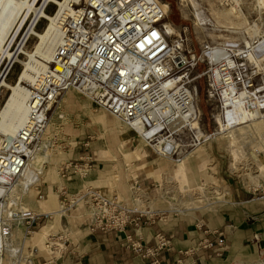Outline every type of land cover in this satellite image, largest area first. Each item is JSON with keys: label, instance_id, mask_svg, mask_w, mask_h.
Segmentation results:
<instances>
[{"label": "built area", "instance_id": "2783aa9c", "mask_svg": "<svg viewBox=\"0 0 264 264\" xmlns=\"http://www.w3.org/2000/svg\"><path fill=\"white\" fill-rule=\"evenodd\" d=\"M61 2V5L54 3L53 14L59 20L60 34L51 60L35 74L31 83L22 84L28 94L26 120L14 135L0 134V183L14 180L24 172L30 155L39 149L51 107L70 91L134 131L158 155L178 164L213 135L205 132L197 104L199 79L205 81V101L214 106L215 118L220 116L226 121V109L238 98V92L251 94L254 100L257 96L264 102L261 89L253 87L245 43L239 50V43L226 38L218 43H203L199 53L191 51L182 34L171 35L166 22L169 6L162 0ZM17 35L12 41V36L6 40L8 49ZM28 37L22 41V47ZM248 98L241 99L246 102ZM62 116L63 113L58 115ZM70 167L82 175L89 171L87 164H68L63 167L60 178L65 177ZM41 172L29 183L22 197L35 190ZM132 189L135 203H144L138 195L140 185L135 182ZM22 197L17 206L0 210V264L1 260L34 264L33 258L39 249L29 241L39 229L41 219L51 216L50 212L25 205ZM57 197H61L58 209L63 214L84 203L91 213L92 229L124 231L128 225L137 226L141 217L147 220L161 217V212L146 206H128L92 186L69 194L63 185ZM4 198L1 194L0 202ZM43 199L44 195L37 191L35 200ZM65 242L63 235L48 234L41 249L48 253V258L40 264H52L59 259ZM124 242L137 254L153 258L152 264H159L160 251L168 245L162 233L156 234V244L152 247H145L130 235ZM223 244V237L204 238L198 247L217 251Z\"/></svg>", "mask_w": 264, "mask_h": 264}, {"label": "crops", "instance_id": "0c3cea01", "mask_svg": "<svg viewBox=\"0 0 264 264\" xmlns=\"http://www.w3.org/2000/svg\"><path fill=\"white\" fill-rule=\"evenodd\" d=\"M84 109L63 113L69 119L62 124L63 153L47 161L35 190L25 199L34 209L54 216L51 222L39 228L47 217L41 219L34 233L39 234L37 238L45 236L46 239L53 229L62 226L63 213L58 209L61 197L57 194L63 185L69 194L92 186L128 206H146L161 213L168 208L167 200L156 187V177L170 171L171 162L178 163L158 155L134 131L126 126L122 129L121 123H113L111 117H114L102 109L96 106L86 109L88 112ZM137 151L143 153L138 156ZM68 164H87L89 171L82 175L70 167L65 177L60 178L63 167ZM135 182L141 185L138 195L144 200L142 204L134 201L132 185ZM37 191L44 195L40 202L35 200ZM71 211L89 212L84 203H78ZM74 229L65 236L60 258L52 264H152L153 258L137 254L124 241L130 235L145 247H152L156 244L157 233L168 240L158 256L159 264H232L240 260V256H250L259 248L264 249V200L242 199L211 214L170 213L148 220L141 217L137 226L128 225L124 231L92 229L90 220L77 223ZM218 237L224 239L220 250L198 247L202 239ZM38 245L41 242L35 244ZM47 258L48 253L39 250L33 261L40 264Z\"/></svg>", "mask_w": 264, "mask_h": 264}, {"label": "rangeland", "instance_id": "374dc122", "mask_svg": "<svg viewBox=\"0 0 264 264\" xmlns=\"http://www.w3.org/2000/svg\"><path fill=\"white\" fill-rule=\"evenodd\" d=\"M162 1L169 6L166 22L171 25V35L182 34L187 47L195 53H199L205 42L218 43L226 38H232L236 43L240 42L238 48L240 50L244 48L246 41H256L264 34V8L258 9V12L253 5L254 0H238L236 4L233 0H193L195 5L191 0ZM41 2L42 0H39L37 6ZM194 8L200 10L206 18V22L202 25L197 24L195 15H193ZM54 10L55 4L48 3L45 12L50 15ZM228 11L231 12L228 13ZM218 12L220 16L217 18L216 13ZM29 18L20 29L18 37L9 50H14L20 34L28 27ZM46 23L47 20L41 18L34 27L35 31H42ZM254 24L260 30L259 33L256 32L257 34L251 28ZM36 42L37 37L33 34L29 35L23 49L31 51ZM18 57L19 61L12 63L7 70L5 80L9 81V84L15 82L19 71L23 68L22 63L26 60L24 52L19 53ZM247 65L253 80V87L260 88V93L264 95V62L247 58ZM4 66H6V60L1 62L0 70ZM201 68L200 66V70ZM205 89V81L201 78L198 81L197 104L202 114L205 132L213 135L203 145L191 151L180 165L171 162L172 169L156 177L158 181L156 187L162 194V198L164 196L163 199L167 200L168 206L163 213H160V216H169L170 213L180 215L189 212L211 214L231 203L240 202L242 199L264 200V123L249 124L240 128L241 130L236 129L233 144L226 137L217 136L214 134L217 128L214 106L209 101H205ZM8 94L9 89L1 86L0 106ZM94 106L89 100L70 91L63 94L58 103L51 107L48 113L46 133L42 137L40 151L35 155L36 158H39V162L42 161L41 156H46L43 163L38 164L41 170L47 161L63 153L64 139L61 131L69 119L65 115L59 118L58 115L73 113L79 108H85L84 111L88 112L86 109ZM100 112L103 111L99 110ZM111 119L113 123H120L115 118L111 117ZM121 128L125 129V126L122 125ZM142 153V151H137L136 155L140 156ZM30 195L31 193L28 192L23 197L21 196L25 205L28 204L25 199ZM173 208H180V210ZM53 217H47L43 223H40L39 228L43 224L51 222ZM88 220H92L91 213L88 211L66 212L61 215V228L53 229L50 234L68 236L77 223ZM33 237L29 243L35 245L41 242V245H38V249L41 251L44 248L45 236L37 238L38 236L33 234ZM4 264H13V262L4 260ZM232 264H264V249L259 248L250 256H240V260H235Z\"/></svg>", "mask_w": 264, "mask_h": 264}, {"label": "bare ground", "instance_id": "6f19581e", "mask_svg": "<svg viewBox=\"0 0 264 264\" xmlns=\"http://www.w3.org/2000/svg\"><path fill=\"white\" fill-rule=\"evenodd\" d=\"M38 1L39 0H0V64L3 60H6V66L0 74V87L4 86L9 89L7 98L0 106V134L12 136L25 122L27 117L26 101L28 94L22 82L31 83L35 74L45 68L46 63L51 60L54 47L59 38V20L53 13L48 15L45 12V8L48 3H59L61 5V0H42L41 4L37 6ZM191 1L194 4L193 0ZM233 1H235V4L238 2V0ZM253 5L257 10L264 8V0H254ZM194 9L193 15H195L197 24L202 25L206 22V18L200 10L197 8ZM230 12L231 11H228V13ZM216 14L217 16H215L218 18L220 13L218 12ZM28 18L29 23L27 29L23 32V38L14 50H9L8 45L5 46L6 40L12 36V41ZM41 18H45L47 23L42 31L37 32L34 27ZM251 28L254 33L260 32L256 24ZM168 29H171L170 24H168ZM31 34L37 37V42L31 51H25L22 47V41ZM261 36L262 38H258L256 41H246L245 48L249 59L264 62V34ZM22 52L26 55V60L22 63L23 68L19 71L15 82L9 84V81L7 82L5 80L7 70L12 63L19 61L18 55ZM218 53L220 54L219 50ZM231 89L235 92L233 87ZM238 93V98H234L233 102H231V107L226 109V121L222 120L220 116L216 117L218 125L214 133L219 137H226L232 144L235 141L234 132L236 129H242L249 124L257 125V123H264V112L260 109H264V102L259 100L257 96L254 100L251 94L245 92ZM224 94L226 95L227 92ZM246 96L249 98L244 102L241 98ZM39 151L40 148L32 152L28 160L27 168L21 175L17 176L14 180H3L2 182L4 183H0V195L2 194L5 197L4 200L2 199L0 202L1 211L3 207L5 209H11L17 206V202L28 188L29 183L37 179L38 173L42 171L40 167H38V164H42L46 159L45 155L41 156L42 161L39 162V158L35 157ZM6 183H10V185H4ZM36 235L39 236V234ZM2 263H4L3 260H1V264Z\"/></svg>", "mask_w": 264, "mask_h": 264}]
</instances>
